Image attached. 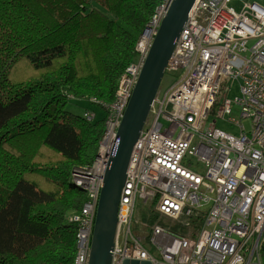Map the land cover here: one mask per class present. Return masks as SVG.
I'll return each instance as SVG.
<instances>
[{"label":"built area","instance_id":"obj_1","mask_svg":"<svg viewBox=\"0 0 264 264\" xmlns=\"http://www.w3.org/2000/svg\"><path fill=\"white\" fill-rule=\"evenodd\" d=\"M170 2L161 0L113 99L103 105L105 130L95 159L72 172V182L88 196L70 216L77 223L74 264L88 262L116 131ZM232 3L194 0L190 6L164 67L184 73L163 96L156 92L133 143L110 264H264V6L245 1L236 10ZM234 105L239 118L230 116ZM82 115L96 117L91 109ZM218 119L235 130L218 127ZM192 160L203 163V174L190 168ZM137 202L145 209L142 234L132 230Z\"/></svg>","mask_w":264,"mask_h":264},{"label":"trees","instance_id":"obj_2","mask_svg":"<svg viewBox=\"0 0 264 264\" xmlns=\"http://www.w3.org/2000/svg\"><path fill=\"white\" fill-rule=\"evenodd\" d=\"M160 3L0 0V82L13 94L0 100V264H74L70 216L88 196L69 178L95 159L105 118L67 104L113 99Z\"/></svg>","mask_w":264,"mask_h":264},{"label":"water","instance_id":"obj_3","mask_svg":"<svg viewBox=\"0 0 264 264\" xmlns=\"http://www.w3.org/2000/svg\"><path fill=\"white\" fill-rule=\"evenodd\" d=\"M194 0H171L153 36L116 131L97 203L87 264H110L120 190L130 152L158 90L164 67ZM123 264H151L125 260Z\"/></svg>","mask_w":264,"mask_h":264},{"label":"rangeland","instance_id":"obj_4","mask_svg":"<svg viewBox=\"0 0 264 264\" xmlns=\"http://www.w3.org/2000/svg\"><path fill=\"white\" fill-rule=\"evenodd\" d=\"M257 2L258 4L264 6V0H233V7H235L236 10H240L241 6L243 4V2ZM184 68H182L181 70L178 71H173V72H167L164 71L163 76L161 78L159 87H158V95L163 96L164 92L167 90V88L173 84L176 80H178L179 78L182 77L183 73H184ZM5 91V85L0 82V100L5 102L10 100L13 97V94L9 97L8 95H3ZM237 90H235L233 92L232 95L236 94ZM110 101H105V103H109ZM67 108L69 111L82 115L84 112H87V107L83 104L82 100L79 99H75V98H70L67 104ZM93 112H95L97 117H100L101 115L104 114V111L102 108L96 107L95 111L92 110ZM230 116L234 117V118H239V107L237 105H234L232 108V112L230 114ZM213 117L210 116V119H212ZM242 122L244 123L245 129L248 130L249 129V122L247 120L242 119ZM216 125L222 129H225L229 132L234 131L235 130V126L233 125H229L227 122L218 119L216 122ZM43 158V157H42ZM191 169L195 170L196 172L203 174L204 173V165L202 162H196L194 160H192L191 164L189 165ZM71 178H69L70 180ZM145 223V209L143 208V206L140 203H136V210L133 214V220H132V230L133 231H138L140 234L145 233L144 229H143V225ZM144 244L145 246L150 250L153 251V248H151L150 242L148 239L144 240Z\"/></svg>","mask_w":264,"mask_h":264}]
</instances>
